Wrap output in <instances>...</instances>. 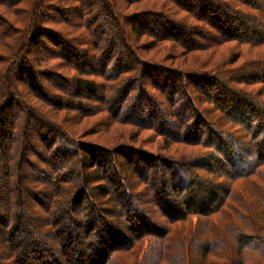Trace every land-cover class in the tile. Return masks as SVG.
Masks as SVG:
<instances>
[{"label":"trees","instance_id":"obj_1","mask_svg":"<svg viewBox=\"0 0 264 264\" xmlns=\"http://www.w3.org/2000/svg\"><path fill=\"white\" fill-rule=\"evenodd\" d=\"M171 1L176 5H184L186 11L198 18L197 21L207 24L209 29L219 33L227 42L236 41L255 48L264 47V0ZM191 1H196V5L193 6ZM21 2L22 0H0V7L14 9ZM86 2L94 5L92 0ZM42 7L43 5H33L34 12L23 18L21 27L25 28L19 39L15 33L18 29L12 25L9 30H3L7 22L5 12L0 10V37L14 41L9 47V56L0 52V264H109L115 261L120 264L118 261L121 256H126L123 251L132 252L136 259V243L139 241H146L160 253L161 250L165 251L164 242L172 234H177L178 237L174 238L177 251L190 250L191 244L194 245L193 249L201 251L198 264H217V261H224V264H248L250 261L264 264V225L259 228L257 224L258 215L264 219V189H259V185L264 184V104L251 93L241 95L228 88L224 80L221 83L208 74H189L187 82H183V87L180 88L182 72H171L149 64L146 66L138 60L142 66L141 73L139 70V87L143 85L142 78L151 76L152 83L158 85V88H164L168 94L163 95L165 98L170 97L172 104L177 98V91L183 88L188 91L191 84H196L198 92L204 98H209V94L215 95L214 99L220 110H228L231 115L237 112L241 118L239 125H242L245 133L241 137L242 142L235 137L227 140L226 134L213 129L197 110L184 104L182 115H187L191 109V117L187 119V124L181 119V128L188 130L187 135L194 137L193 140L186 141V144L201 145L198 141L207 135L210 138L209 147L215 150L212 151V156L203 157L204 162H195L192 167L201 169L205 165L210 166L208 173L216 180L201 178L195 172L181 171L180 166L174 165L173 161H163V165L167 167V179L162 176V181L144 192L145 197L135 196L128 188H138V181L148 186L149 170L156 169L149 173L153 179L164 172V166L159 165L158 160L144 154L128 152L126 155L124 152L127 161L116 162L111 159L113 152L76 141L57 124L47 122L43 117L45 108L42 103L58 110L79 112L82 103L73 97L85 94L86 97L101 101L103 95L99 93V86L95 81L85 78L77 79L75 84L67 82L68 86L74 84V89L70 92L64 91V95L72 97L70 100L46 89L36 73L34 54H39L40 63L50 57L64 59L67 56L75 60L82 56L79 54L81 51L60 38L55 29L39 25L44 9ZM111 12L104 19L107 21L108 31L113 34L114 29L119 32L121 30L118 29L119 22L113 21ZM144 25L148 26V35L152 37L158 32L156 29L152 30L151 26L162 30L167 36L182 32L194 44L195 50L205 49V46L198 44L201 36L198 35V39L193 37L195 34L204 36L202 32H194L195 26L186 29L181 27L182 23L168 16L161 20H147V23L141 20L137 22L140 30L136 27L133 30L138 40L145 35V29H142ZM208 28L202 29L213 33ZM44 37L49 39L52 46L42 44ZM100 42L104 47L111 48L110 52L120 47L119 54L127 56L125 53H130L129 57L135 56L125 44L119 45L105 39ZM68 47L71 50H66ZM54 48L62 54H55L57 50ZM41 49L48 53L46 57L41 54ZM103 50H99L101 60L108 61ZM117 57L118 54L115 53V66L111 70H108L105 62L102 64L105 79L118 83L116 87L110 88V96L116 101V107L106 101L110 114L118 121L124 113L125 118L119 122L125 123L129 111L133 110V104L144 100L146 106L154 110L150 115L155 113L162 123L166 114L155 102L159 99L154 94L153 98L142 90L133 99L132 96L129 98L131 92L134 94L137 81L126 76L131 74L137 77L135 65H131L136 62L124 64ZM258 63H261L258 64L259 71H262L260 76L264 77V61ZM136 67L139 69L138 65ZM254 76H246L249 79L243 78L240 82L248 86L264 85V80L261 81L259 76L253 78ZM16 78L25 87L23 91L27 89L32 94L34 101L30 104L16 101L19 99L18 92L13 88ZM127 98L130 103L125 106ZM139 112L142 114V111ZM31 127L36 131L33 136L30 134ZM20 129L21 134L18 135ZM221 139L225 142L221 143ZM212 140L217 141L214 143ZM166 143L168 148L170 144ZM233 148L239 150L238 155L230 153ZM25 153H31L30 157ZM246 158L250 159L249 162ZM248 163L251 166L249 171ZM37 164L42 165L41 168ZM238 165L243 168L237 173ZM98 167L100 170L95 171ZM221 177L230 179V183L241 181L242 186L238 188L234 184L218 182ZM126 181L129 185L125 184ZM104 182L115 184V188H110ZM92 183L99 184H93L94 188L89 190V194L85 189ZM236 190L252 191L248 192L249 197L234 199L232 195ZM150 196L156 198L154 201L162 213L158 218H154L145 209V206H150ZM92 197L96 204L99 203V207L94 202L87 203V199ZM135 197L141 198V201L135 202ZM220 216L226 217L230 224L226 226L224 217ZM185 234L187 237L182 240ZM156 239L161 242L154 244L152 241ZM115 254L120 259L115 260ZM210 257H213V261ZM162 259L168 261L166 256ZM144 262L145 259L142 264Z\"/></svg>","mask_w":264,"mask_h":264},{"label":"rangeland","instance_id":"obj_2","mask_svg":"<svg viewBox=\"0 0 264 264\" xmlns=\"http://www.w3.org/2000/svg\"><path fill=\"white\" fill-rule=\"evenodd\" d=\"M92 1H94V5L87 3L86 0H80V2L77 0H22V2L14 9L0 7V10L5 12V20L7 22V25L3 27V30H9L12 25L14 28L18 29L15 33H17L19 39V35L21 36L25 28L21 27L23 18H27L32 12H34L32 11L33 5H43L41 9H44L41 18L39 19V25L46 27L47 29H55L57 31H55V33L59 35L60 38L66 40L74 48L81 51L79 54L82 57L76 58L75 60L69 59L67 56L64 59H53L50 57V59L45 58V62L42 63H40L39 54L33 55V60L37 62L35 64L36 73L38 77H40V80L44 83L46 89L53 92L57 96L63 95L64 98L70 100L69 98L71 96L64 95V91L67 90L70 92V90L74 89L72 86L75 84L77 79L85 78L95 81L99 86V93L103 95L101 97V101H96L93 97H86L87 95L85 94L73 97L82 103V108L79 112L72 110H58L37 100L42 103L45 108V112H43L45 120L47 122L50 121L57 124L62 131L66 132V134L76 141L87 142L92 144V147L103 148L113 152L111 159H114L116 162L117 160L120 162L121 160L127 161L126 155L128 152H130L129 154H144L145 156L154 157L158 160L159 165H162V167L164 166V172H162L156 179H153L150 177L149 173H152L156 169L154 168L149 170L148 186L143 185L140 183L141 181H138V188L135 190L128 188L131 193L136 194L135 196L145 197L146 193L144 192L147 191L149 187L151 188L153 185L155 186V184L162 181V176L167 179L168 176L165 174L167 167L163 165V161H173L175 162L174 165L180 166L179 168L181 171L186 170L191 173L195 172V174L201 178H206L207 180L215 179L214 176L208 173L210 166L205 165L201 169L192 167L195 162H204L202 161L204 159L203 157L206 156L208 158V156H212V151L215 152L214 148L211 149L208 145L210 138L207 135H204V137L198 141L201 145L195 146L186 144V141H189L190 139L193 140L194 137L192 135H187L188 130L181 128V119H184V122L187 124V119L191 117V115H189L190 110L195 109L199 115L203 116L213 129L226 134V139L235 137L239 139V142H242L241 137L245 133V129L241 128L242 125H239L241 120L240 115L237 112H233L231 115L228 113V110H220L218 107L219 104L214 99L215 95L209 94V98H204L201 93L198 92L196 84H191L188 91L184 88L183 90L185 91H177V98L172 104L170 97L165 98L163 95L168 93L164 91V88H158V85L153 84L151 76L148 78L146 77L147 79L142 78L141 84L143 85L139 87L138 79L140 77V69L142 66L139 64L138 60L143 62L146 66L149 64L152 67L160 66L163 69L171 70V72H182L183 74L181 77L180 88L183 87V82H187L189 74H208L214 76V78H212L213 80L221 81V83L224 80V82L229 86L228 88L239 92L241 95L251 93V95H253L258 101L264 104V85L258 84L248 86L240 82L243 78L245 80L249 79V77H245H251L253 74L255 75L253 78L259 76L261 81L264 80V77L260 76L262 71H259L260 69H258V64H261L258 63V61H264V47L255 48L250 46V44H242L236 41L227 42L226 40H223L222 36L212 29H209L207 24L197 21L198 18L186 11L184 5H176L172 3L171 0ZM191 2L193 6L197 3L196 1ZM180 3L184 4L181 1ZM13 10L18 11L20 14H18V12H13ZM110 12L113 15V21L119 22L118 29L121 30L120 32L114 29L113 34H111V31H108L109 27L106 23V19L104 18ZM166 16L182 23L183 26L181 27H185L186 29L190 28L189 26H195L196 30H194V32H202L204 36L195 34L193 37L197 38L198 35L201 36L198 40V44L205 46V49L195 50L194 44L189 42L188 37L182 34V32L178 35L169 34L167 36L165 32L153 26H151V29H156L158 34H153V37L148 35V26L144 25L142 26V29H145V35L140 36L139 40L136 38L133 30L135 27L140 30V26H137L138 21L143 20L147 23V20H161L162 17ZM75 26H77V28ZM202 28L204 30L208 28L213 33H207ZM163 37L165 39H163ZM102 39L109 42L113 41L119 45L125 44L129 52L132 54L134 53L135 56L129 57L128 54L130 53H125L127 56L119 54L120 47L117 49L115 48L113 52H110L111 48L104 47V45L100 42ZM12 43H14L13 39H3L0 37V52L3 53L4 56H9V53H11L9 47H11ZM43 43L45 45L52 46V43L47 37L42 39V44ZM100 49H104L103 53H105L108 61L101 60V55H99ZM66 50L69 51L71 48L68 47ZM40 52L45 55V57L48 54L44 51V49H41ZM54 53L62 54L59 50ZM115 53L118 54L117 58L123 60L124 64L132 63L133 61L136 62V64L131 65H135L134 67L136 69L135 73L137 74V77L134 75L132 76L131 74L126 76L127 78H130V80L136 79L137 81L134 94L131 92L129 98L132 96L133 99L137 92L141 93L142 90H145L149 96L154 94L156 98L159 99V101L155 100V102L167 115L164 116L162 123L158 121L155 113L150 115V112L152 113L154 110L149 108V106H146V101L144 100L133 104V110L132 112L129 111L128 120L125 123L119 122L125 118L124 113L118 118V121L110 114L106 106V101H108L112 107H116V101L113 100V96H110V88L116 87L118 83L115 81L113 82V80L105 79L103 75V71L105 70L102 64L105 62L108 70H111L115 66ZM24 55H26V53ZM137 65L139 66V69L136 67ZM67 82L70 84L74 82V84L68 86ZM195 83H197V81ZM199 83L201 85L203 84L201 82ZM201 85L199 88L202 87ZM13 88L19 94V96H17L19 99L17 98L16 101L26 102L27 104L28 102L30 104V102L34 101L32 94L27 89L26 91H28V93L23 91L25 87L18 78L15 79ZM181 94L183 96L180 97ZM125 101L124 105L127 106L130 102L128 98ZM192 102L193 105L191 106ZM184 104H188V106L191 107V109L188 110L189 112L187 115H182L181 112L182 110H185V107H183ZM258 109L261 110L259 107ZM139 110L142 111V114ZM168 117L171 118L172 121H169L170 119ZM194 120L195 118H193V121ZM20 126L23 128L21 123ZM20 131L21 129L18 130V135L21 134ZM31 131L32 132L30 134L33 136V133L36 131H33L32 127ZM42 132L45 133V131ZM203 132L204 131H202V133ZM213 140L212 142H214ZM165 141L170 144L168 148L166 147L167 143ZM216 141L217 140H215L214 143H216ZM221 141V143L225 142L223 139H221ZM38 146L40 147V145ZM231 152L233 155H238L239 150L233 148L230 153ZM25 154H29L30 157L31 153ZM249 160V158H246L247 162H249ZM37 165L40 166L39 164ZM41 166L39 168H41ZM190 167H192V169ZM242 168L243 166L238 165L236 169L237 173L241 172ZM250 169L251 166L249 165L247 170L249 171ZM98 170H100V167H98L95 171ZM90 172L92 171H88V173ZM123 176L125 175L123 174ZM256 181L259 184H262L259 182L260 180L257 179ZM218 182H222L226 185L234 184L235 187L238 188H241L242 186L240 185L241 181L230 183L231 180L225 177L219 178ZM93 184L97 185L99 183H92L89 185L88 189L86 187L85 190H87L89 194L91 193L89 190L94 188ZM103 184L110 186L112 189L115 188V184L113 183L104 182ZM125 184L129 185L127 181ZM259 189H264V184L259 185ZM236 191L232 195L234 199H238V197H249L248 192L251 193L252 190H247V192ZM0 195L2 196V194ZM150 197V206H145V209L152 213L150 215L154 218H158L162 215V213H160L157 203L154 201L156 198H154V196ZM95 201L96 200L93 197L90 198V200L87 199V203L94 202L95 206L97 205V207H99V203L96 204ZM138 201L140 202L141 198L135 197V202ZM101 205L102 204H100V206ZM102 206H106L107 208L111 207L107 204ZM109 214L111 215V213ZM220 217L222 218L224 216ZM224 219L226 221L225 225L228 226L230 224L229 220L226 217H224ZM261 219L262 216L258 215L257 224H259V228L264 225V219ZM127 234L130 235V233ZM186 237L187 235L185 234V236L181 239L185 240ZM174 238H178L177 234L176 236L172 234L168 241L164 242L165 251L161 250V253L153 247V245L150 246L148 243H145L146 241H139L136 243V259H134L132 252L123 251V254L126 256H121L120 259L119 255L115 254V260L117 258L120 259L118 261L120 264H142L143 259L146 260L144 264H198V258L201 257V251L193 249L194 245L192 244L190 250L177 251L175 249L177 242ZM152 242H154V244H159L161 240L156 239ZM162 255L166 256L168 261H164V259H162ZM215 255L216 254H214V256ZM210 260L213 261V257H210ZM116 262L117 261L110 262L109 264H117ZM249 263L256 264L252 261ZM217 264H224V261H217Z\"/></svg>","mask_w":264,"mask_h":264}]
</instances>
